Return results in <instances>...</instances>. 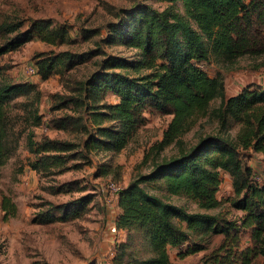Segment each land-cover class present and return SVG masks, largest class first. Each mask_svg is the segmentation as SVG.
Returning <instances> with one entry per match:
<instances>
[{
  "label": "trees",
  "instance_id": "16d2710c",
  "mask_svg": "<svg viewBox=\"0 0 264 264\" xmlns=\"http://www.w3.org/2000/svg\"><path fill=\"white\" fill-rule=\"evenodd\" d=\"M156 1L166 7L136 4L119 14L100 40L110 48L134 51V56H106L79 88L62 99L61 107L72 105L88 115L87 123L77 127L85 136L81 144L48 137L34 142L31 128L44 124L39 112L42 92L38 84L12 81L0 69V177L24 135L31 154L29 168L41 176L62 174L73 150L79 149L89 163L92 155L119 154L145 125L147 112L170 116L153 150L174 146L178 155L155 164L149 175L122 188L115 225L123 238L117 239L113 263L171 264V249L184 259L206 250L199 243L215 237L221 241L206 255L205 264L264 262V181H258L242 159L243 152L264 156V87L250 85L228 98L224 76L212 77L205 67L212 59L233 65L251 58L255 71L264 69V0ZM0 27L11 34L18 31L13 24L3 22ZM36 36L52 47L73 43L66 25L39 20L6 47L0 46V57ZM88 59L69 51H50L36 55L33 63L37 78L47 81L65 77ZM108 95L118 102L107 103ZM73 122L74 116H67L55 125L66 130ZM197 128L201 131L197 142L186 149L185 138ZM222 173L232 179L230 212L213 214L223 203L218 199ZM155 181L163 184L169 197L190 199L199 211L189 212L151 193L146 184ZM80 207L74 204L64 217L79 215ZM1 209L5 221L18 214L9 196H3ZM244 235H249L245 245ZM136 245L146 247L147 259L134 257L131 251Z\"/></svg>",
  "mask_w": 264,
  "mask_h": 264
},
{
  "label": "rangeland",
  "instance_id": "374dc122",
  "mask_svg": "<svg viewBox=\"0 0 264 264\" xmlns=\"http://www.w3.org/2000/svg\"><path fill=\"white\" fill-rule=\"evenodd\" d=\"M136 4L158 10L166 7V4L156 0H0V25L4 22L5 25L13 24L18 28L17 32L11 34L0 27L1 47H6L7 42L17 34L26 32L34 21L39 20L66 25L73 40L70 45L52 47L36 36L18 50L0 57V69L8 79L37 81L42 92L39 112L44 124L31 128L34 142H41L48 137L81 144L85 136L77 127L87 123L88 115L84 109L77 111L72 105L61 107L62 99L70 96V91L79 88L106 56H134V51L122 46L110 48L100 40L107 34L109 24L117 22L119 14ZM177 8L182 11L181 2ZM93 30H98L99 34L90 33ZM50 51H69L88 56L89 59L65 77L53 76L42 81L30 76L27 69L34 66V57ZM254 61L244 58L227 65L212 59L205 67L212 77L217 73L224 76L226 96L229 98L250 85L264 87V69L255 71ZM105 101L116 104L118 98L108 95ZM219 103L217 101L215 105ZM67 116H74L75 122L69 123V129H57L55 124ZM145 118V125L124 151L119 154L92 155L89 163L84 160L79 149L73 150L67 154L68 170L62 174L53 171L52 175L41 176L32 171L28 165L31 154L26 147V136L21 138L16 156L0 177V264H107L112 240L109 229L118 215L115 198L109 197L104 188L111 182L126 187L131 181L149 175L155 164L169 160L179 152L174 146L161 152L153 150L162 140L172 118L150 111L145 114ZM200 132L197 128L185 138L186 149L197 142ZM231 134L234 135V131ZM242 159L243 164L253 170L257 180L264 181V156L243 152ZM146 188L189 212L199 211L190 199L169 197L160 181L147 183ZM232 194V179L227 173H222L218 199L223 203L219 210L212 213L230 212L227 200ZM3 196L12 197L18 206L17 216L6 221L1 209ZM74 204L81 205L79 215L64 217L63 212L69 208L72 210ZM248 238L249 235H244L243 245ZM220 241L221 237H215L208 243L200 242L206 250L184 259L180 258L178 250L171 249V264H205L204 258ZM131 252L140 260L149 257L146 247L139 245L133 246ZM257 263L264 264L263 261Z\"/></svg>",
  "mask_w": 264,
  "mask_h": 264
},
{
  "label": "built area",
  "instance_id": "2783aa9c",
  "mask_svg": "<svg viewBox=\"0 0 264 264\" xmlns=\"http://www.w3.org/2000/svg\"><path fill=\"white\" fill-rule=\"evenodd\" d=\"M27 72L30 76L32 77H37V69L35 66H31L27 69ZM123 186L119 185L118 183H114L111 182L109 184L106 185V187L104 188V192L109 196V197H113L115 198V200L118 199L119 197V193L121 192ZM110 234H111V246L109 248V258H108V262L107 264H114L113 263V258L115 255V249H116V243H117V239L119 238H123V236L121 235V232H119V230L117 229L115 223L112 224L110 226Z\"/></svg>",
  "mask_w": 264,
  "mask_h": 264
},
{
  "label": "crops",
  "instance_id": "0c3cea01",
  "mask_svg": "<svg viewBox=\"0 0 264 264\" xmlns=\"http://www.w3.org/2000/svg\"><path fill=\"white\" fill-rule=\"evenodd\" d=\"M18 82H20V83H37V81L36 82H32V81H28L27 79H25V80H20V81H18ZM116 205H117V215H120V213H121V209H120V207H119V205H118V202H116ZM175 250V249H174Z\"/></svg>",
  "mask_w": 264,
  "mask_h": 264
}]
</instances>
